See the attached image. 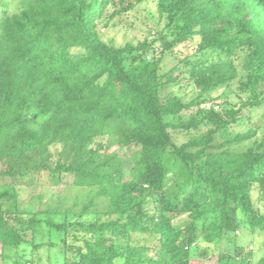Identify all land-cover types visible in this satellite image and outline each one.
Returning a JSON list of instances; mask_svg holds the SVG:
<instances>
[{"label":"trees","instance_id":"trees-1","mask_svg":"<svg viewBox=\"0 0 264 264\" xmlns=\"http://www.w3.org/2000/svg\"><path fill=\"white\" fill-rule=\"evenodd\" d=\"M103 6V0H0V160L61 142L75 158L58 172L72 175L79 186H98L103 195H112L110 214L126 217L127 222L89 224L87 233L95 239L72 245L75 264H115L121 237L131 239L133 232L141 231L147 190L164 191L170 175L181 179L182 191H193L176 203L161 197L155 234L162 261L151 263L189 264L187 249L201 232L227 235L238 230V208L251 231L264 234V214L255 211L248 187L249 181L258 183L264 200V152L226 151L218 166L203 174L201 161L214 147L216 129L183 145L175 143L168 118L190 105L178 96L163 100L158 65L143 56L148 43L117 48L100 39L95 20ZM169 12L179 27L171 45L199 36L201 50L220 52L227 59L203 62L194 71L203 93L232 80L240 50L249 82L264 85V0H171ZM34 106L33 118L48 117L41 133L25 127V110ZM202 113L214 123L219 120L214 112ZM196 126L193 119L182 125ZM102 134L140 146L134 169L142 187L117 183L112 174L94 168L86 151ZM178 202L182 212L194 218L187 233L166 215L177 210ZM210 202L211 208L202 209ZM109 235L116 240L107 245ZM23 243L24 238L0 217L1 250ZM0 257L5 264L6 255Z\"/></svg>","mask_w":264,"mask_h":264},{"label":"rangeland","instance_id":"rangeland-1","mask_svg":"<svg viewBox=\"0 0 264 264\" xmlns=\"http://www.w3.org/2000/svg\"><path fill=\"white\" fill-rule=\"evenodd\" d=\"M170 4L171 0H103L102 12L95 20L96 32L105 44L117 48L148 43L149 48L143 56L158 65L163 100L178 96L190 105L178 116L168 118L173 124L170 133L177 145L216 129L214 147L201 161L203 174L207 175L218 166L226 151L243 153L252 148L264 152V102L256 104L264 99V85L249 82L240 50L232 80L214 91L203 93L195 84L194 71L203 62L225 63L227 59L220 52L201 50L199 36L171 45L179 27L174 15L173 20L170 19ZM241 107L237 114L231 113ZM203 111L218 114L217 123L206 118ZM36 112L35 106L25 110L28 117L25 127L41 133L48 117L33 118ZM191 119L197 122L196 127H182ZM245 136L250 138L244 139ZM124 141L121 136L98 135L86 152L92 157L94 168L99 166L102 172L112 174L117 183L134 182L140 188V174L134 169L140 146L125 145ZM74 158L73 151L63 143L55 142L22 150L0 160V217L24 238L19 247L11 246L3 251L0 246V254L6 255L5 264H14L13 260L27 264H75L77 259L72 245L84 241L93 243L95 239L87 233L89 224L114 221L122 225L127 222L126 217L110 214L112 195H103L98 186H79L72 175L58 172L61 165L73 163ZM180 186L181 179L175 175L168 177L162 192L150 193L143 186L149 196L139 222L141 231L133 232L131 239L121 237L115 247L118 254L115 264L162 261L155 234L160 199L165 197L176 203L177 198L181 201L193 191L192 188L182 191ZM248 187L255 211L264 214L260 185L249 181ZM212 206L210 202L202 209ZM181 208L182 204L178 202L177 210L166 215L175 227L187 233L194 218ZM237 216L240 226L236 232L227 235L201 232L198 241L187 249L189 264H264V234L251 231L239 208ZM107 238H110L107 245L115 239L110 235Z\"/></svg>","mask_w":264,"mask_h":264},{"label":"built area","instance_id":"built-area-1","mask_svg":"<svg viewBox=\"0 0 264 264\" xmlns=\"http://www.w3.org/2000/svg\"><path fill=\"white\" fill-rule=\"evenodd\" d=\"M28 264H30V263H28Z\"/></svg>","mask_w":264,"mask_h":264}]
</instances>
